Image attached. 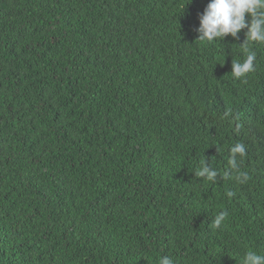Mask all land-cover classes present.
<instances>
[{"label": "trees", "instance_id": "16d2710c", "mask_svg": "<svg viewBox=\"0 0 264 264\" xmlns=\"http://www.w3.org/2000/svg\"><path fill=\"white\" fill-rule=\"evenodd\" d=\"M209 2L0 0V264L264 255V42Z\"/></svg>", "mask_w": 264, "mask_h": 264}, {"label": "clouds", "instance_id": "9594fccd", "mask_svg": "<svg viewBox=\"0 0 264 264\" xmlns=\"http://www.w3.org/2000/svg\"><path fill=\"white\" fill-rule=\"evenodd\" d=\"M250 18V19H249ZM199 27L197 40L212 42L216 39L223 40L229 34L237 37L242 29L247 28L245 33L247 41L264 42V0H210L199 16ZM254 54H248L243 63H232L234 71L233 76L240 78L250 71L254 70ZM245 151L242 144H237L232 148L235 167V154H243ZM198 177L206 175L208 180L216 176V172L209 167L204 166L198 172ZM227 216L226 212H221L216 216L213 226L219 228ZM117 264H121L117 261ZM159 264H174L168 256H162ZM242 264H264V255L257 254L254 251H247L244 254Z\"/></svg>", "mask_w": 264, "mask_h": 264}]
</instances>
